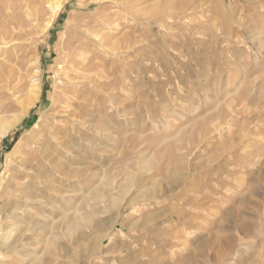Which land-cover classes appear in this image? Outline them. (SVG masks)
I'll list each match as a JSON object with an SVG mask.
<instances>
[{
  "label": "rangeland",
  "instance_id": "1",
  "mask_svg": "<svg viewBox=\"0 0 264 264\" xmlns=\"http://www.w3.org/2000/svg\"><path fill=\"white\" fill-rule=\"evenodd\" d=\"M59 1L0 0L13 264H264V0Z\"/></svg>",
  "mask_w": 264,
  "mask_h": 264
},
{
  "label": "bare ground",
  "instance_id": "2",
  "mask_svg": "<svg viewBox=\"0 0 264 264\" xmlns=\"http://www.w3.org/2000/svg\"><path fill=\"white\" fill-rule=\"evenodd\" d=\"M6 1V0H4ZM56 5L54 6V11L55 14H59L61 8V4L59 0H56ZM59 1V2H58ZM14 6V5H13ZM4 8L5 11L9 12V9L11 8V5L8 2L4 3ZM14 8V7H13ZM4 11V12H5ZM1 12V11H0ZM3 19V18H2ZM2 24V23H1ZM3 25V24H2ZM9 28V27H8ZM18 33V32H17ZM1 37H0V52H2V43L3 41H5V37L4 34L0 33ZM12 39V38H10ZM15 42V41H13ZM7 44V43H5ZM82 59V58H81ZM63 70V69H62ZM73 74V73H72ZM39 79H37L35 81V85L32 88V92H31V96L32 97H37V94L40 91V82H38ZM68 106V105H67ZM70 107V106H69ZM2 119V118H1ZM4 119V118H3ZM2 119V120H3ZM19 119L15 120L12 123H7V124H2L0 121V142L1 140L7 136V134L10 132L11 129L15 128L17 121ZM28 168V167H26ZM23 170V169H22ZM23 206V205H22ZM23 210V209H22ZM5 221V220H4ZM7 221V220H6ZM4 226V225H3ZM18 226H19V221L17 219H12L9 220L8 223L5 226V229L1 236L2 238V245L0 244V264H13L14 258H17L18 256L20 257V253H19V244H18V240H16L15 242H12V237L15 236V230H18ZM3 228V227H2ZM17 239V238H16ZM1 241V240H0ZM20 242V241H19ZM21 243V242H20ZM23 255V253H22ZM17 256V257H16ZM22 257V256H21ZM24 257V256H23ZM26 257V256H25ZM21 259V258H20Z\"/></svg>",
  "mask_w": 264,
  "mask_h": 264
}]
</instances>
